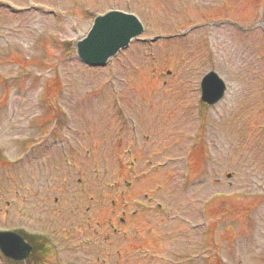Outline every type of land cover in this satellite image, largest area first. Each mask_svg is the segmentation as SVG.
<instances>
[{
    "label": "rangeland",
    "instance_id": "rangeland-1",
    "mask_svg": "<svg viewBox=\"0 0 264 264\" xmlns=\"http://www.w3.org/2000/svg\"><path fill=\"white\" fill-rule=\"evenodd\" d=\"M60 1L0 3V228L56 241L39 264H264V0ZM111 8L147 41L85 67ZM211 72L227 89L200 121Z\"/></svg>",
    "mask_w": 264,
    "mask_h": 264
},
{
    "label": "water",
    "instance_id": "water-1",
    "mask_svg": "<svg viewBox=\"0 0 264 264\" xmlns=\"http://www.w3.org/2000/svg\"><path fill=\"white\" fill-rule=\"evenodd\" d=\"M110 18H113V16H108L96 22L88 36L76 44L79 54L84 60L87 62L89 61V63H103L108 56L115 54L117 49L122 47L125 44V41H128L131 33L134 32V29H131L132 32L126 30L123 31V33H120V28L117 27L118 25L116 28H108L110 25L108 20ZM100 49L103 52H101ZM211 77L212 76H207L204 79V83L209 84ZM218 95L219 94L216 95L214 100L219 98ZM11 236L12 235L4 236L0 234V248L4 253L9 251L11 248L19 249L21 244H23L20 240L21 244L18 241L11 239L15 238ZM26 251L28 252V250ZM27 252L22 257H26Z\"/></svg>",
    "mask_w": 264,
    "mask_h": 264
},
{
    "label": "bare ground",
    "instance_id": "bare-ground-1",
    "mask_svg": "<svg viewBox=\"0 0 264 264\" xmlns=\"http://www.w3.org/2000/svg\"><path fill=\"white\" fill-rule=\"evenodd\" d=\"M101 52H103L101 49H100Z\"/></svg>",
    "mask_w": 264,
    "mask_h": 264
}]
</instances>
